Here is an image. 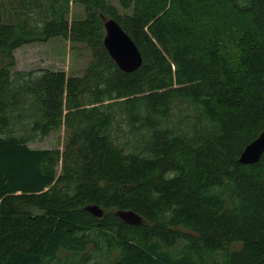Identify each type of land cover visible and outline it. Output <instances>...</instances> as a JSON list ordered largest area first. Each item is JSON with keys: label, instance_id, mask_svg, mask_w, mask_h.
<instances>
[{"label": "trees", "instance_id": "1", "mask_svg": "<svg viewBox=\"0 0 264 264\" xmlns=\"http://www.w3.org/2000/svg\"><path fill=\"white\" fill-rule=\"evenodd\" d=\"M119 3L0 0V264H264V153L238 160L264 130V0ZM59 36L90 50L81 74L15 69ZM61 127L63 148L29 145Z\"/></svg>", "mask_w": 264, "mask_h": 264}, {"label": "rangeland", "instance_id": "2", "mask_svg": "<svg viewBox=\"0 0 264 264\" xmlns=\"http://www.w3.org/2000/svg\"><path fill=\"white\" fill-rule=\"evenodd\" d=\"M112 4L120 7L119 0H110ZM72 12V14H71ZM69 17L83 18L82 7L78 4L72 6ZM16 57L15 69L30 70L48 68L62 69L68 74L79 75L84 70L91 57L90 50L82 43L73 44L63 37H51L44 42L24 44L14 51ZM67 131L64 127L49 133L42 138L29 142L31 147L63 148L67 140ZM60 167H58V170Z\"/></svg>", "mask_w": 264, "mask_h": 264}, {"label": "water", "instance_id": "3", "mask_svg": "<svg viewBox=\"0 0 264 264\" xmlns=\"http://www.w3.org/2000/svg\"><path fill=\"white\" fill-rule=\"evenodd\" d=\"M103 44L110 57L118 67L125 72L137 69L142 63V55L135 42L114 18H104ZM264 153V130L249 142L241 151L239 162L252 164L257 162ZM86 209L96 216H101L103 210L96 204L86 206ZM116 214L126 222L137 223L141 216L132 210H117Z\"/></svg>", "mask_w": 264, "mask_h": 264}]
</instances>
